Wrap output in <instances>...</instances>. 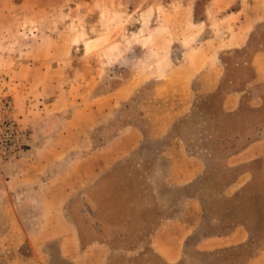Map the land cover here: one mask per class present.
<instances>
[{
  "label": "rangeland",
  "instance_id": "rangeland-1",
  "mask_svg": "<svg viewBox=\"0 0 264 264\" xmlns=\"http://www.w3.org/2000/svg\"><path fill=\"white\" fill-rule=\"evenodd\" d=\"M259 49L264 0H0V264H166L173 211L190 261L259 252L264 107H222Z\"/></svg>",
  "mask_w": 264,
  "mask_h": 264
},
{
  "label": "crops",
  "instance_id": "crops-1",
  "mask_svg": "<svg viewBox=\"0 0 264 264\" xmlns=\"http://www.w3.org/2000/svg\"><path fill=\"white\" fill-rule=\"evenodd\" d=\"M250 34L241 44L235 45V48L248 46ZM250 64L254 68V76L246 82L244 87L226 94L222 104L225 112H237L244 104L254 109L264 107V49L256 51ZM195 199L197 198L190 196L187 200L192 202ZM171 213L152 233L154 250L166 264H241L244 262V264H264V245L259 252L246 260L238 254L228 255V250L232 251L250 243L252 235L244 224L237 225L225 233L208 235L198 240L195 245L193 244V249L209 255V260L190 261L191 239L200 230V223L177 225L176 211Z\"/></svg>",
  "mask_w": 264,
  "mask_h": 264
}]
</instances>
